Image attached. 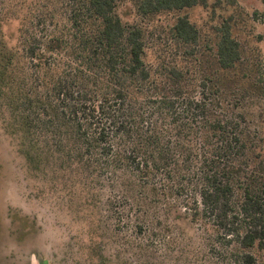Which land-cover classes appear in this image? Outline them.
<instances>
[{"label": "trees", "instance_id": "16d2710c", "mask_svg": "<svg viewBox=\"0 0 264 264\" xmlns=\"http://www.w3.org/2000/svg\"><path fill=\"white\" fill-rule=\"evenodd\" d=\"M119 1L75 0L70 41L53 36L45 48L34 43L20 56L0 42L5 86L8 77L24 82L15 74L24 72L20 59L29 60L27 92L22 99L12 90L0 97L6 98L0 110L10 109L8 126L22 133L30 170L50 173L51 189L70 198L82 186L92 203L106 176L137 203L127 216L136 221V234L148 232L141 222L146 205L172 204L201 224L226 264H257L254 251L264 253V142L244 108L264 97V73L252 72L233 15L204 33L187 13L195 7L215 13L234 0H133L143 19L175 15L165 37L183 63L156 68L145 59L155 31L124 23ZM261 3L256 20H264ZM61 51L67 61L59 71L48 54Z\"/></svg>", "mask_w": 264, "mask_h": 264}, {"label": "rangeland", "instance_id": "374dc122", "mask_svg": "<svg viewBox=\"0 0 264 264\" xmlns=\"http://www.w3.org/2000/svg\"><path fill=\"white\" fill-rule=\"evenodd\" d=\"M222 5L215 13L203 7L187 13L204 33L233 15L252 72L262 68L264 73V20L253 17L255 10H263L261 0H234L231 5L224 1ZM77 6L75 0H0V42L8 46L7 53L14 54L17 49L20 56L34 43L45 48L53 36L70 41V16ZM117 12L124 23L155 31H149L148 36L145 59L150 66L156 68L171 60L183 63L176 48H167L165 26L173 22L174 14L143 19L136 14L133 0L119 1ZM49 55L59 71V66L66 65L65 52ZM28 62L23 56L20 65L24 72L15 74L24 82L12 84L8 77L6 86L0 82V97H10L12 90L15 97L23 98L28 90ZM0 76H4L2 71ZM244 111L251 131L264 142V97L251 99ZM0 113L5 114L4 119L0 117V264H226L223 253L209 247V236L201 224L191 223L185 210L175 213L172 204L146 205L148 214H142L141 222H146L143 227L148 232L136 234V221L132 218L130 222L127 216L130 205L136 207L137 203L124 198L122 185L109 186L106 176L104 187L95 191L97 203L83 194L82 186L73 198L66 190L53 191L56 178L30 170L22 152V133L8 126L10 109ZM131 191L137 194L136 188ZM254 253L257 264H264V253Z\"/></svg>", "mask_w": 264, "mask_h": 264}]
</instances>
